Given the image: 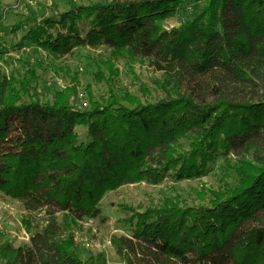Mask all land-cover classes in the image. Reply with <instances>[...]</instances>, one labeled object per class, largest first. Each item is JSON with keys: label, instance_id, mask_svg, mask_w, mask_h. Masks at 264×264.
Listing matches in <instances>:
<instances>
[{"label": "trees", "instance_id": "1", "mask_svg": "<svg viewBox=\"0 0 264 264\" xmlns=\"http://www.w3.org/2000/svg\"><path fill=\"white\" fill-rule=\"evenodd\" d=\"M187 2L203 8L167 29ZM26 43L54 58L105 47L95 75L101 82L117 79L118 61H146L161 73L154 84L165 96L96 99L88 88L81 109L77 73L67 69L70 84L43 102L33 69L19 76L0 68V192L22 205L30 234L19 247L0 239V264H107L102 253L82 260L75 246L109 192L200 179L219 157L231 165L233 155L237 182L218 190L203 184L207 204L165 196L146 208L123 206L132 236L117 237L116 252L125 264H264V97L254 95L264 89V0L73 4L12 49ZM8 52L0 47V56ZM78 126L87 141H79Z\"/></svg>", "mask_w": 264, "mask_h": 264}, {"label": "rangeland", "instance_id": "2", "mask_svg": "<svg viewBox=\"0 0 264 264\" xmlns=\"http://www.w3.org/2000/svg\"><path fill=\"white\" fill-rule=\"evenodd\" d=\"M110 0H0V47L9 49V52L0 56L1 70L10 75L21 76L28 68L33 69L38 82L35 84L38 99L51 102L57 90H63L70 84L65 71L69 69L79 76V103L78 107L87 105V90L90 88L96 99L108 97L110 93L120 96L125 92L140 97L143 101H156L164 97L163 91L158 89L154 80L160 77L148 62L136 61L133 66L122 61L115 63L120 75L115 81L101 82L96 72L99 70L100 60L107 57L105 47L91 49L80 47L64 58L49 56L41 48L26 43L19 50H13L22 36L34 25L44 22L51 16L67 11L73 4L87 5L91 3H106ZM203 3L187 2L178 12L165 22L167 29L180 27L200 13ZM20 25V28L18 26ZM104 76H108L102 68ZM147 89L143 91L142 86ZM146 91H148L146 93ZM255 99L264 97V89L255 91ZM206 101H213L214 97L206 95ZM27 99V98H26ZM28 100V99H27ZM79 141H87L85 127L76 128ZM190 139H184L182 146L188 149ZM236 156H232L231 165H227L223 157L216 159L209 168L207 176L195 180L175 181L167 178L162 184L153 185L146 182L125 185L116 191L109 192L100 203V217L84 220V229L76 235V252L82 260L90 254H104L107 264H125L116 252V238L132 236V227L126 223L131 215L123 206L143 208L160 204L165 196L180 197L189 206L207 204L199 196L203 184L207 188L218 190L225 184H235L237 175L235 165ZM141 211V209H139ZM26 213L22 205L8 198L0 192V239L10 242L14 247L27 244L30 234L23 224Z\"/></svg>", "mask_w": 264, "mask_h": 264}, {"label": "built area", "instance_id": "3", "mask_svg": "<svg viewBox=\"0 0 264 264\" xmlns=\"http://www.w3.org/2000/svg\"><path fill=\"white\" fill-rule=\"evenodd\" d=\"M88 106L86 103H84V107Z\"/></svg>", "mask_w": 264, "mask_h": 264}]
</instances>
